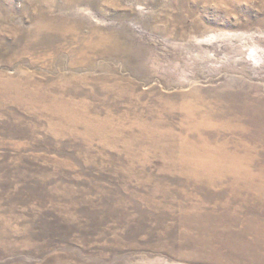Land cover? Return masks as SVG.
Masks as SVG:
<instances>
[{"label": "rangeland", "instance_id": "rangeland-1", "mask_svg": "<svg viewBox=\"0 0 264 264\" xmlns=\"http://www.w3.org/2000/svg\"><path fill=\"white\" fill-rule=\"evenodd\" d=\"M0 264H264V0H0Z\"/></svg>", "mask_w": 264, "mask_h": 264}]
</instances>
